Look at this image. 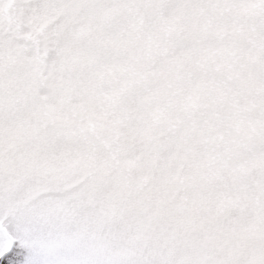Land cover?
<instances>
[{"label":"snow or ice","instance_id":"6c2138e0","mask_svg":"<svg viewBox=\"0 0 264 264\" xmlns=\"http://www.w3.org/2000/svg\"><path fill=\"white\" fill-rule=\"evenodd\" d=\"M0 264H264V0H0Z\"/></svg>","mask_w":264,"mask_h":264}]
</instances>
